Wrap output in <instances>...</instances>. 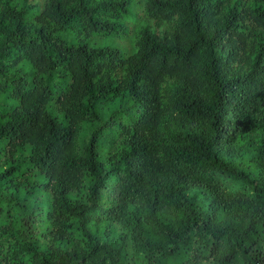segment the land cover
I'll use <instances>...</instances> for the list:
<instances>
[{"label":"trees","instance_id":"obj_1","mask_svg":"<svg viewBox=\"0 0 264 264\" xmlns=\"http://www.w3.org/2000/svg\"><path fill=\"white\" fill-rule=\"evenodd\" d=\"M129 3L0 0V264H264V0H143L155 29L132 53L84 40L118 36ZM237 139L257 179L232 168Z\"/></svg>","mask_w":264,"mask_h":264},{"label":"rangeland","instance_id":"obj_2","mask_svg":"<svg viewBox=\"0 0 264 264\" xmlns=\"http://www.w3.org/2000/svg\"><path fill=\"white\" fill-rule=\"evenodd\" d=\"M37 1L38 0H22V5L25 6L28 3H35ZM142 3L143 0H130L123 17L117 21L123 27V29L121 28L119 30L118 36L92 35L89 38H85L84 40H86L88 44L94 48L112 47L117 48L123 54L132 53L134 51V40L138 34V31L146 26H148L150 29H155L154 24L144 16L142 11ZM58 37L66 44H76L78 41L74 36V33L70 30L59 33ZM30 72V64L26 61H23L19 63L13 71L7 73L6 75H25L26 73ZM2 76L3 75L0 74V78ZM10 102L11 100L7 98L6 93L0 91V109L7 106ZM130 105L131 102L127 98H116L111 101L104 102L98 105L96 108H93V112L96 114V117L95 115H92L90 116L89 120L82 123L78 137L79 146H84L87 144L92 132L100 128L105 119L115 112L123 111L126 108H129ZM47 109L51 115L56 116L58 120H62V114L56 111V108L53 105H49ZM241 143L242 140L237 139L234 151L229 154L231 166L235 170L241 171L248 178L257 179V170L248 160L247 152L244 151L243 147L238 148ZM108 150V144L105 139L104 145H102L101 153L99 155L100 160L106 161ZM27 156L28 150L26 148H20L15 151L11 158L13 162H22ZM10 162L11 159L9 160V157H7L6 151L0 154V163L4 168L8 167ZM218 176L224 183L233 188L242 189L243 186H246L245 182L241 180V178H233L231 175L225 172L219 173ZM35 180L37 179L34 177L29 178L30 182H34ZM125 247L127 250H130L127 245Z\"/></svg>","mask_w":264,"mask_h":264}]
</instances>
